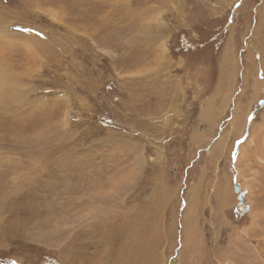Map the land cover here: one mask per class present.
Listing matches in <instances>:
<instances>
[{
	"label": "rangeland",
	"instance_id": "obj_1",
	"mask_svg": "<svg viewBox=\"0 0 264 264\" xmlns=\"http://www.w3.org/2000/svg\"><path fill=\"white\" fill-rule=\"evenodd\" d=\"M263 33L264 0H0V264H264Z\"/></svg>",
	"mask_w": 264,
	"mask_h": 264
},
{
	"label": "bare ground",
	"instance_id": "obj_2",
	"mask_svg": "<svg viewBox=\"0 0 264 264\" xmlns=\"http://www.w3.org/2000/svg\"><path fill=\"white\" fill-rule=\"evenodd\" d=\"M258 30L260 31V26H259V28H258ZM260 33V32H259ZM264 34V33H263ZM261 38H262V36H261ZM234 56H233V54H232V47H229V48H227L226 50H225V53H224V56H223V64H224V66L225 67H229L230 65H231V63H232V61H233V64H234ZM236 65V64H235ZM223 74V73H222ZM233 74V73H232ZM254 83V82H253ZM255 85V84H254ZM251 87V86H250ZM252 89H254V87L252 88ZM254 93V94H253ZM252 94V100L253 99H255L256 98V96L258 95V93H257V91L256 90H254V92H253ZM264 98V97H263ZM250 101V100H249ZM227 102V101H226ZM252 102V101H251ZM224 103V102H223ZM229 103V102H228ZM261 103L262 104H264V99H262L261 100ZM227 104V103H226ZM241 105V104H240ZM226 107V106H225ZM237 107V106H236ZM239 107V106H238ZM262 107V106H261ZM263 108V107H262ZM238 109V108H237ZM241 110V109H240ZM263 110V109H262ZM246 111V110H245ZM239 112V111H238ZM238 112H237V114H238ZM241 112V111H240ZM247 112H249V111H246V113H245V115H244V119H245V117L247 116ZM236 113V112H235ZM243 113V112H242ZM241 113V114H242ZM240 115V114H239ZM238 115V116H239ZM240 116H242V115H240ZM240 116H239V118H240ZM235 117V123L238 125V117L237 116H234ZM232 121V120H231ZM233 122V121H232ZM233 125H234V123H233ZM254 125V124H253ZM251 127H252V125H251ZM253 128V127H252ZM258 130H259V132L261 133V136H254V135H252V137L247 141L248 142V146L249 147H252L253 146V148L255 147V150L257 151H262V149H263V147H264V111H263V113H262V115H261V126H258ZM251 131H253L252 129H251ZM253 132H255V130L253 131ZM257 135V134H256ZM237 138V137H236ZM242 146V145H241ZM248 148V147H247ZM249 149V148H248ZM239 150H240V148H239ZM254 150V149H253ZM243 151V150H242ZM240 152L241 154L240 155H238L239 156V158H237V164L238 165H242L241 164V160L243 161V162H245L243 159H245L246 157H247V154H248V150L246 151L247 152V154L246 153H243V152ZM244 152H245V150H244ZM250 152V151H249ZM251 155H252V153H251ZM244 156H245V158H244ZM249 156V155H248ZM236 157V156H235ZM252 157V156H251ZM257 157V156H256ZM257 159V158H256ZM253 161H254V159H253ZM249 162V161H248ZM258 162L261 164H264V157H258ZM257 162V163H258ZM236 163V162H235ZM260 164H259V166H260ZM245 165L248 167L249 166V164L248 163H246L245 162ZM238 167V166H237ZM241 167H243V165L242 166H240V167H238V168H241ZM236 168V167H235ZM236 175L237 176H240L239 175V170L236 168ZM240 171H242V170H240ZM244 172V171H243ZM242 172V173H243ZM251 175H253V174H251ZM243 175H241L240 177H242ZM245 177V176H244ZM243 177V178H244ZM251 177H253V176H251ZM239 178V177H238ZM239 180V179H238ZM244 180V179H243ZM249 180V179H248ZM246 181H247V179H246ZM241 182V181H240ZM248 182H250V181H248ZM247 182V183H248ZM252 182H253V180H252ZM239 185V187H241V188H247L248 189V192L250 191L249 190V187L245 184V183H243V184H241V183H239L238 184ZM238 191V190H237ZM219 194V193H218ZM246 195V194H245ZM226 199V198H225ZM225 199H223V201H226ZM229 203V202H228ZM226 205H227V203H226ZM252 210H254V209H252ZM253 212V211H252ZM252 212H250V213H252ZM252 220H254V218L252 219ZM257 221H259V220H257ZM253 222H255V221H253ZM256 223V222H255ZM254 223V225H256L257 226V224H255ZM253 225V227H255ZM187 226V225H186ZM252 226V225H251ZM115 227V226H114ZM258 227V226H257ZM188 228H189V226H188ZM248 229V228H247ZM251 229H252V227H251ZM255 229V228H254ZM113 231V230H112ZM248 231V230H247ZM247 233L245 230H240V233ZM243 233V234H244ZM249 233V232H248ZM242 234V235H243ZM94 235V234H93ZM245 235H247V234H245ZM254 235V234H253ZM99 236V235H98ZM250 236V235H249ZM81 237V236H80ZM245 237V236H244ZM247 237H248V235H247ZM116 238V237H115ZM256 238V237H255ZM244 239V238H243ZM238 240V239H237ZM245 240V239H244ZM241 242H242V240H240ZM119 242V241H118ZM102 241L100 240L99 241V245H102ZM107 243V242H106ZM109 243V242H108ZM236 243V242H235ZM239 243V242H238ZM237 243V244H238ZM244 243V242H243ZM243 243H242V245H243ZM98 245V244H97ZM238 245H241L240 243L238 244ZM113 246V245H112ZM118 247V246H117ZM240 247L241 246H239V248L238 249H240ZM96 248V247H95ZM84 249V248H83ZM111 249V248H110ZM100 250V249H99ZM101 250H102V248H101ZM116 250V249H115ZM114 250V251H115ZM93 251V250H92ZM117 251V250H116ZM122 251V250H121ZM252 251L254 252V251H256L254 248L252 249ZM102 253H104V249L102 250ZM115 253V252H114ZM124 253V252H123ZM100 254V253H99ZM111 254V253H110ZM257 254V253H256ZM263 254V253H262ZM120 255V254H119ZM99 256H102V255H99ZM255 256H257V255H255ZM259 256V255H258ZM262 256V255H261ZM115 257V256H114ZM119 257V256H118ZM96 259V258H95ZM257 259V258H256ZM104 261V260H103ZM259 261H261V260H259ZM109 262V261H108ZM109 264V263H108Z\"/></svg>",
	"mask_w": 264,
	"mask_h": 264
},
{
	"label": "snow or ice",
	"instance_id": "obj_3",
	"mask_svg": "<svg viewBox=\"0 0 264 264\" xmlns=\"http://www.w3.org/2000/svg\"><path fill=\"white\" fill-rule=\"evenodd\" d=\"M22 31H28V29H22ZM133 165L138 167L139 163L133 161ZM132 174L130 173H118L110 176L103 184L99 186L98 191L94 192V195L102 196L105 198H112L116 196L121 188L127 184L132 182ZM87 182V180L85 181ZM87 197H82V199H86ZM15 264V262H14Z\"/></svg>",
	"mask_w": 264,
	"mask_h": 264
},
{
	"label": "water",
	"instance_id": "obj_4",
	"mask_svg": "<svg viewBox=\"0 0 264 264\" xmlns=\"http://www.w3.org/2000/svg\"><path fill=\"white\" fill-rule=\"evenodd\" d=\"M235 189H237V187Z\"/></svg>",
	"mask_w": 264,
	"mask_h": 264
}]
</instances>
